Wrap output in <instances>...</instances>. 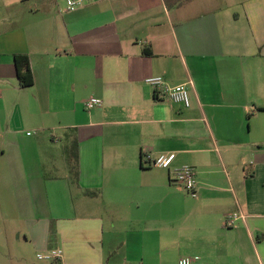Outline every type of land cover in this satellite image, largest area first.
Listing matches in <instances>:
<instances>
[{
  "label": "crops",
  "instance_id": "1",
  "mask_svg": "<svg viewBox=\"0 0 264 264\" xmlns=\"http://www.w3.org/2000/svg\"><path fill=\"white\" fill-rule=\"evenodd\" d=\"M157 75L186 83L190 106L145 81ZM168 152L169 169L151 164ZM185 165L196 195L176 180ZM9 219L0 264L52 250L49 264H264V0H0Z\"/></svg>",
  "mask_w": 264,
  "mask_h": 264
},
{
  "label": "built area",
  "instance_id": "2",
  "mask_svg": "<svg viewBox=\"0 0 264 264\" xmlns=\"http://www.w3.org/2000/svg\"><path fill=\"white\" fill-rule=\"evenodd\" d=\"M68 10H75L82 2V0H66ZM145 81L152 85L157 93L162 96L169 97L175 101L182 103L185 106H190L191 96L190 90L186 83H179L175 85L169 84L163 76H150ZM102 99L98 97L89 98L85 106L88 109H92L102 104ZM30 133V132H29ZM150 158V156H149ZM176 153L168 152L161 153L151 159V164L157 167L169 169L175 161ZM176 180L179 181L184 188L191 194L196 195L197 190V174L193 167L185 165L176 172ZM62 255L61 250H52L46 254H39L40 258H46L49 260H55ZM177 264H207L200 261L197 258L181 257Z\"/></svg>",
  "mask_w": 264,
  "mask_h": 264
},
{
  "label": "trees",
  "instance_id": "3",
  "mask_svg": "<svg viewBox=\"0 0 264 264\" xmlns=\"http://www.w3.org/2000/svg\"><path fill=\"white\" fill-rule=\"evenodd\" d=\"M16 62H17L18 78L20 84L22 86H28L33 84L34 82L33 75L27 56L24 55L16 56ZM77 147H78L77 141L71 140L68 148V157L70 159L71 172L73 174V178L76 181L78 180V151H77L78 148ZM85 193L90 196H94L98 194L97 191H93V190H86Z\"/></svg>",
  "mask_w": 264,
  "mask_h": 264
},
{
  "label": "rangeland",
  "instance_id": "4",
  "mask_svg": "<svg viewBox=\"0 0 264 264\" xmlns=\"http://www.w3.org/2000/svg\"><path fill=\"white\" fill-rule=\"evenodd\" d=\"M15 220H7V221H4V222H2V221H0V225H6V226H12V225H15V222H14ZM46 253V252H45ZM45 253H43V254H45ZM33 264H49V262H48V260H46V259H43V260H39L38 258H36L35 257V259H33L32 261H31ZM21 264H24L23 262L21 263Z\"/></svg>",
  "mask_w": 264,
  "mask_h": 264
}]
</instances>
